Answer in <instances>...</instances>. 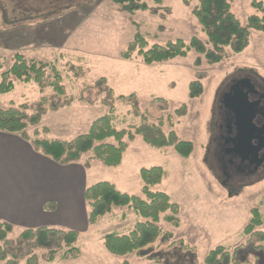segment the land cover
Segmentation results:
<instances>
[{
	"label": "rangeland",
	"instance_id": "1",
	"mask_svg": "<svg viewBox=\"0 0 264 264\" xmlns=\"http://www.w3.org/2000/svg\"><path fill=\"white\" fill-rule=\"evenodd\" d=\"M236 16L246 23L249 16L258 14L253 0H230ZM155 12L130 14L113 0H0V81L2 74L14 63L17 54L27 59L54 63L62 75L68 98L72 103L57 111L45 114L40 124L30 127L49 130L48 137L72 140L86 134L93 122L106 114L102 104L105 94L99 95L93 86L105 77L116 95L136 94L140 108L150 122L165 119L167 131L173 129L179 139L192 141L195 150L189 158L178 155L173 148L155 149L141 136L129 142L119 167L104 166L98 160L92 164L93 183L110 182L130 195L142 196V168L160 166L165 177L154 191L167 193L179 205L180 226L174 227L161 215L159 225L172 232L173 241L182 240L188 247L170 246L158 241L153 252L169 256V264H204L210 250L218 245L233 251L241 247L240 264H264V254L256 252L243 234L258 209L264 218V170L252 180L241 181L232 191L222 186L214 173L219 171L216 157L209 153L216 147L212 139L218 135L219 105L227 86L241 77L250 76L257 85L264 87V33L253 31L249 47L242 53L225 52L221 63L210 65L191 50L161 64L147 65L140 58L122 59V54L140 32L154 44L166 45L170 41L193 37L206 40L192 9L198 0H164ZM261 15V14H259ZM201 79L203 93L195 99L189 96L192 81ZM54 99L51 88L42 90L35 82L16 81L13 91L0 96V107H18L28 103L34 106L42 99ZM164 98L166 105L155 101ZM187 105V115L181 119L175 112ZM32 112V110H30ZM117 127L131 128L141 124L140 117L131 114V107L117 103ZM173 116L170 127L167 117ZM87 155L85 158H88ZM224 181V180H223ZM233 182V181H231ZM143 217L127 207H115L86 233H80L78 242L81 255L77 259L39 264H156L133 253L126 257L111 255L103 238L109 232L127 233ZM259 230L264 231V225ZM24 229H14L10 235L16 239ZM39 256L42 254L38 250ZM22 260L21 264H26ZM0 264H3L0 262Z\"/></svg>",
	"mask_w": 264,
	"mask_h": 264
},
{
	"label": "trees",
	"instance_id": "2",
	"mask_svg": "<svg viewBox=\"0 0 264 264\" xmlns=\"http://www.w3.org/2000/svg\"><path fill=\"white\" fill-rule=\"evenodd\" d=\"M149 0H113L116 5L130 14L136 12H155L150 8ZM157 6L164 0H151ZM252 6L258 12L248 17L243 23L233 12L230 0H198L192 9V15L197 20L206 40L193 36L189 42L183 39L170 41L166 45L154 44L148 41L140 32H136L133 40L122 54V59L131 61L140 58L147 65L161 64L186 56L189 51H195L199 57L196 66L201 65L203 56L207 63L215 65L224 60L225 52L230 49L233 53H242L250 45L253 31L264 33V0H253ZM261 14V15H259ZM16 81L23 83L35 82L42 90L51 88L54 99H42L34 108L25 103L18 107H0V132L19 134L28 141L34 150L48 157L60 165L82 162L90 169L95 160L107 167H119L128 149L129 142L137 136L155 149L173 148L183 158H189L195 147L192 141L179 139L176 132L166 130L165 119L150 122L140 108V100L136 94L128 96L116 95L107 78L101 77L93 89L98 94H105L102 104L106 114L95 120L86 134L79 135L72 140H62L48 137L49 130L44 128L42 133L36 130L31 136L28 129L40 124L42 117L50 111H57L70 105L72 98H68L63 78L54 63L27 59L17 54L12 66L2 74L0 81V96L15 88ZM203 93V83L197 79L190 83L189 96L198 98ZM168 107L164 98H157ZM124 103L131 107V114L140 117L142 122L131 128L117 127V103ZM32 110V112H30ZM188 107L183 104L175 112V117L181 119L187 115ZM173 116L167 117L170 127L174 125ZM90 155L88 158H85ZM140 176L143 181L142 196L130 195L119 191L110 182H98L89 186L85 191V200L89 208V225H95L101 218L110 214L115 207H127L145 219L138 222L127 233L109 232L104 238L106 250L114 256L126 257L138 253L156 264H169V256H159L153 252L158 241L179 245L185 251L192 249L182 240L173 241L172 232H167L159 225L161 215L169 212L164 220L174 227L180 226L179 205L163 191H154L153 186L160 184L165 177V170L160 166L142 168ZM264 201V200H263ZM264 225V218L258 209H253L252 218L243 234L249 236L248 243L256 252L264 254V231L258 228ZM14 226L7 222H0V262L3 264H39L41 260L53 262L56 259L70 260L80 257L78 247L80 232L55 227H38L24 229L16 239L10 235ZM241 247L231 251L225 246L218 245L210 250L204 264H240L238 253ZM38 250L42 251L39 256ZM124 264H129L126 261Z\"/></svg>",
	"mask_w": 264,
	"mask_h": 264
},
{
	"label": "crops",
	"instance_id": "3",
	"mask_svg": "<svg viewBox=\"0 0 264 264\" xmlns=\"http://www.w3.org/2000/svg\"><path fill=\"white\" fill-rule=\"evenodd\" d=\"M91 170L82 162L57 164L19 134L0 132V222L88 232Z\"/></svg>",
	"mask_w": 264,
	"mask_h": 264
},
{
	"label": "flooded vegetation",
	"instance_id": "4",
	"mask_svg": "<svg viewBox=\"0 0 264 264\" xmlns=\"http://www.w3.org/2000/svg\"><path fill=\"white\" fill-rule=\"evenodd\" d=\"M240 95L247 98L242 99L243 105L254 112L255 128L251 126L246 134V137L252 138L246 151H241L238 145V115L230 109L228 102L233 96L239 102ZM218 113V135L212 139L216 147H210L209 153L213 152L219 169L214 174H217L222 186L232 191L236 184L250 181L264 170V87L257 85L250 76L233 80L221 97Z\"/></svg>",
	"mask_w": 264,
	"mask_h": 264
},
{
	"label": "water",
	"instance_id": "5",
	"mask_svg": "<svg viewBox=\"0 0 264 264\" xmlns=\"http://www.w3.org/2000/svg\"><path fill=\"white\" fill-rule=\"evenodd\" d=\"M243 98L247 99L244 95H240L238 99L239 102H236V96L230 97L228 99L229 107L232 111L237 113V130H238V141L241 151H246L247 146H249L252 138L246 137V134L249 132V128H255L253 124L254 112L252 108L243 105ZM237 99V101H238ZM243 99V100H242Z\"/></svg>",
	"mask_w": 264,
	"mask_h": 264
}]
</instances>
